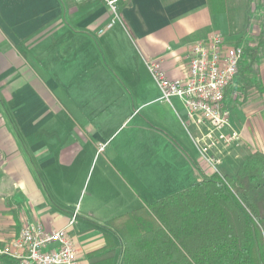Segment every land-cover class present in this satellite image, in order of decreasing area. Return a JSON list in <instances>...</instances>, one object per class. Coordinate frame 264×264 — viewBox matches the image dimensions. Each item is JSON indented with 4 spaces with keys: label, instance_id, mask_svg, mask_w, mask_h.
I'll list each match as a JSON object with an SVG mask.
<instances>
[{
    "label": "crops",
    "instance_id": "obj_1",
    "mask_svg": "<svg viewBox=\"0 0 264 264\" xmlns=\"http://www.w3.org/2000/svg\"><path fill=\"white\" fill-rule=\"evenodd\" d=\"M227 4L121 0L108 27L102 0H0V244L38 221L66 229L79 263L90 264L87 253L113 229L107 212L145 205L141 192L156 188L161 169L193 174L186 187L216 172L197 143L205 127L188 129L195 144L185 143L186 154L177 147L170 122H184L186 107L159 100L149 62L184 77L191 45L227 22ZM258 74L263 92L244 94L237 82L227 90L225 131L241 137L222 147V174L264 152V54ZM146 165L159 169L147 180Z\"/></svg>",
    "mask_w": 264,
    "mask_h": 264
},
{
    "label": "trees",
    "instance_id": "obj_2",
    "mask_svg": "<svg viewBox=\"0 0 264 264\" xmlns=\"http://www.w3.org/2000/svg\"><path fill=\"white\" fill-rule=\"evenodd\" d=\"M258 51L240 63L241 90L263 92L251 82ZM108 223L90 264H264V152L247 153L235 176L215 172Z\"/></svg>",
    "mask_w": 264,
    "mask_h": 264
},
{
    "label": "built area",
    "instance_id": "obj_3",
    "mask_svg": "<svg viewBox=\"0 0 264 264\" xmlns=\"http://www.w3.org/2000/svg\"><path fill=\"white\" fill-rule=\"evenodd\" d=\"M102 1L112 13L108 23L112 27L120 18L121 0ZM245 55L243 44H230L222 33L212 32L191 45L184 77L172 79L159 61L149 62L163 100L171 102L173 97H179L186 107V125L207 127L197 143L201 156L218 172L223 163L222 147L241 137L237 130L225 131L231 126V112L225 99ZM0 257H9L14 264H80L79 252L68 231L47 229L38 221L26 222L17 236L0 244Z\"/></svg>",
    "mask_w": 264,
    "mask_h": 264
},
{
    "label": "rangeland",
    "instance_id": "obj_4",
    "mask_svg": "<svg viewBox=\"0 0 264 264\" xmlns=\"http://www.w3.org/2000/svg\"><path fill=\"white\" fill-rule=\"evenodd\" d=\"M227 2V6L224 7V11L227 13V19L225 20L227 22L224 23L223 21H221V24L219 23V26H217V30L219 31L212 32L222 33L230 44H243L246 47V55L244 57V59L246 60L250 59L252 50L254 48L259 49L258 53H256V59L252 66L253 76L251 77V82L261 83L259 80L258 65L261 62L262 55L264 54V0H227ZM216 15L217 19L219 18L220 13ZM238 80L239 79H237V81L235 80L234 82H237L238 86L241 88L242 84ZM242 91H244V94H252L259 92L257 86L253 88H247L246 91L242 88ZM158 96L159 100L163 101L161 92L158 93ZM136 109L140 110V108ZM158 109H160V106H158ZM161 117L162 116H160V118ZM184 123L185 119L184 122H182L181 120L179 122V120L177 121L176 119L172 118L170 126L175 129L178 134V137H180L178 138L176 143L177 147L183 154H186L185 148L187 147H185V143L189 141L191 143H194V140L190 136L191 134L189 133V130H191L190 127H192L193 124L186 125V123ZM156 126L160 128L163 127L161 125ZM203 127H205V130H207L206 126ZM146 168H148L146 171V176H143V179L145 180H147V177H149V175H153L154 177L153 173L155 171H159L157 165L156 167L153 166L151 171L149 170L148 165H146ZM180 170L181 169L178 166V170L173 171L172 174L168 169H161L159 174H157L159 181L155 184L156 188L149 192H146V190H143V192H141L143 198L147 200V203L162 199L168 195L180 191L184 189L191 182V180H193V174L180 173ZM215 171L218 172L217 170ZM218 173L222 175L221 172ZM113 198L115 199V197ZM129 202H131L130 199L128 203ZM141 206H143V202L140 199H137L136 203H133L132 205L127 207V209H124L119 213H116L117 209L116 211H114V209H111V212H107V214L109 216H112L111 218H113L131 212Z\"/></svg>",
    "mask_w": 264,
    "mask_h": 264
}]
</instances>
